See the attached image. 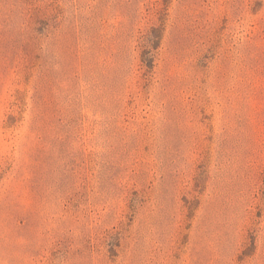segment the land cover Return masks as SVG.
<instances>
[{
	"label": "rangeland",
	"instance_id": "1",
	"mask_svg": "<svg viewBox=\"0 0 264 264\" xmlns=\"http://www.w3.org/2000/svg\"><path fill=\"white\" fill-rule=\"evenodd\" d=\"M0 264H264V0H0Z\"/></svg>",
	"mask_w": 264,
	"mask_h": 264
}]
</instances>
